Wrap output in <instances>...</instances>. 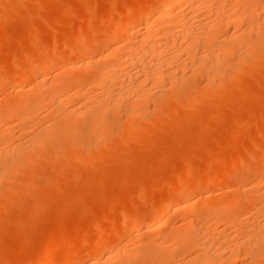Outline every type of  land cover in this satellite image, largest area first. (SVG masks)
<instances>
[{
	"label": "rangeland",
	"instance_id": "1",
	"mask_svg": "<svg viewBox=\"0 0 264 264\" xmlns=\"http://www.w3.org/2000/svg\"><path fill=\"white\" fill-rule=\"evenodd\" d=\"M139 1H141V0H113V1L112 0H65V1L64 0H27V1L26 0H11L10 2L8 0H6L5 1V2H7V3H5L7 6V7H5L6 9L8 8L7 4H9V6H13V5L16 6L15 7L16 9H14V8L9 9V11H11V13L6 12L8 10L3 8V6L0 4L1 5L0 6V15L2 14V16H4L3 20H2V17H0L1 20L3 21L2 22L0 20L1 21L0 22V68H1L0 69V83L2 84V87H0L1 101L6 99L8 101V102L7 101L6 102L9 104L10 103L9 101L13 102V101L18 100V99H23L25 96L29 95L27 92H25L26 89L20 90L22 88V86H20V88H18L20 84L16 88L11 87L10 82L12 80V76L17 71V69H18V71L27 70V69L29 70V68H31L35 62L36 63L38 62L37 60H41V58L44 56L52 59V61H51V64L47 67V71H45L46 75L43 77H47L48 80H49V78L51 80H57L61 77L66 76L68 73L66 75H64L63 74L65 72L64 69H66L65 68L67 66L66 64L70 63V61H72V59L66 58V60H65V58H60L58 56L57 52L60 51V54H64V53L66 54L72 49V47L75 49L79 48L83 44L89 42L91 40V38H93L94 36H98V37L101 36L102 37L104 34H106L110 30L111 26L113 24H115L114 20H116V18H118V16H120L121 12H124V9L126 7L133 6L135 3L139 2ZM252 1L253 2H255V1L259 2V0H252ZM15 2H18L17 5L14 4ZM20 3H21V5H20ZM255 3H257V2H255ZM262 3L260 2L259 4H262ZM18 8H20V9H18ZM113 9H114L113 14H115V15L112 14L111 15L112 17H111L110 11H112ZM259 9H261V8H258V10ZM2 10L3 11L6 10L5 11L6 16H5V13H2ZM21 10H23V12H21ZM32 11H34V12H32ZM258 12L260 13L261 11H258ZM20 13H23V14H20ZM207 14L210 16L209 13H207ZM256 15H258L260 17L259 14H256ZM256 15H254V16H256ZM10 16H11V18H10ZM122 16H123V14L120 17H122ZM205 16H207V15H205ZM209 16H207L206 18L209 19L208 18ZM258 16L256 19H259V20H254V21L260 22V20H262L260 23H262V25H263V21H264L263 16L264 15L263 16L261 15L260 18ZM111 19H113V20H111ZM118 19L116 21H119ZM8 20H10V22ZM11 20H13V21H11ZM120 20H121V18H120ZM112 21L114 23H112ZM260 23H258L259 26H260ZM231 27H233V26H231ZM231 27H229V28H231ZM261 27H258V29L261 30ZM233 29H234V27H233ZM263 30L261 31L262 33H260V36L261 37L263 36L262 38H264ZM255 32H253V33L255 34ZM253 33H252V35H254ZM261 34H263V35H261ZM219 35L222 36V33ZM219 35H217V36H219ZM33 36H35V37H33ZM220 36L218 37L219 39L217 38L218 40H221ZM254 36H259V35H254ZM254 36H253V38H255ZM126 37L127 36H125V38H124V36H123L121 38V40L125 41L124 43H128L126 40H128V41H130L129 39L133 40L132 38H126ZM253 38L251 39V37H250L249 39L252 41ZM258 38H255V39L259 40L258 41L259 43H260V41L264 43V41H263L264 39L260 40L261 38L260 39H258ZM124 39H126V40H124ZM257 40H255L256 43L254 42L256 45L259 44L257 42ZM123 41H121V42H123ZM250 42H248V44ZM29 43H31V44H29ZM79 44H81V45H79ZM255 44H254V46H255ZM248 46H251V43ZM248 46L246 44L245 46H242V47L247 48ZM242 47L241 48L239 47L238 50H243L241 52L245 54L248 50L244 52V49ZM256 47H260V48L262 47V49H263L264 45L256 46ZM249 48L250 47H248L247 49H249ZM32 51H35V52H32ZM237 52H240V51H237ZM30 53H32V56L30 55V58L27 59L26 57L29 56ZM242 53H240L241 55H239L237 53L238 57L244 56V54H242ZM65 54L63 56L67 57ZM237 54L236 55H235V53H234V55L229 54L231 57H229V58L227 57V61H231L233 59H236L235 57H237ZM262 54H264V53H262ZM34 55H36V58L34 57ZM53 56H55V57H53ZM233 56H234V58H233ZM263 57L264 56H261V58L257 59L254 63L249 62L250 65L244 64V66H245V67L243 66V68L245 69L244 71L243 70H241L242 72H240V70H238L237 72L235 71L234 77L235 76L236 77L231 80V81H233L232 84H231V81L228 80L226 85L222 86L216 80L217 85H214L215 87H213L214 92L211 90L212 92L209 91V93L207 94V91L210 89L205 88V89H207V91H205L206 93H202V92H204L202 89L201 90L202 94L199 97L200 100L197 99L194 102L189 103L186 101L178 102V101L171 100V101H169L171 105L168 103V101L163 102L164 104L161 103L162 105H160L156 101V100H158V96H157L158 94L156 95L154 92L155 98L152 97L149 100V102L147 101V103L144 104L145 106L142 105L143 106L141 109L142 110V113H141V115H142L141 119L142 120L138 119V117H137L136 119H138L139 121L135 120V122H134V123H136L135 125H133V126H136V130L134 129L135 134L130 136L131 138L129 137L132 141L131 142H130V140L126 141L125 138L122 139L119 137L118 138H116V137H110L109 138L108 137L109 140H106L107 139L106 137H104L103 139H102V137L96 138V139H98L97 140L98 146L100 144V151H101V149L102 150L104 149L101 152H105V154L101 153L98 149H96L94 147L90 148L91 151L88 149H83V151L82 150L81 151H82V158H83L82 160H83L84 164H81L82 162H80V163L78 162L77 164H73V165H77L75 167L72 165V163L70 164L69 161H67L63 158L59 159L60 160L59 161V160H57L58 157L57 158L55 157L56 162L55 163L53 162L51 165H55L56 163L59 162L58 164L55 165L56 167L50 165V167H52V168H50V169L48 168L49 170H51L49 172L47 171L48 173H46V174H48V175L42 174L43 173V172H41L42 161L44 162L45 159L48 160V158H49L48 156L51 154V153L48 154L49 152H47L44 148L43 150H45V154L47 155V157H44L43 156L44 153H43L42 155L41 154L36 155L35 163H34L33 159H29L30 162L29 163L27 162L28 164H31L30 167L34 166L33 170L30 169L31 170L30 174H27V173H29L28 172L29 170L27 168H24L26 170V173H25L24 169L21 170L22 172L20 171L21 173L19 172L20 174H16V172H18V171L14 172L15 175L12 173L14 175V177H13L14 181L13 182H11V180H9L10 179L9 176L5 177L4 180L0 182V221H1L0 222V264H23V263H26V261L24 262L21 259H26V258L29 259L30 258L29 255H32V253H33V255L35 253L36 254L41 253V251L43 249H48V248L54 249L56 247H60V244L61 245L64 244L61 242L65 241V239H67L66 241L72 240V238H74L73 236H75V234H78L77 232H79V231H80L79 233H82L80 235L81 237L76 236V237H78L77 239H79V245L80 244L83 245L84 241L86 243L88 241L91 242V240H92V242L94 240H97L98 237L99 238L101 237V235L98 236L99 233L102 235H104L106 233L105 235L107 236V241H106L107 243L105 242L104 243L105 246L103 245V247L98 248L97 251L95 250V251L91 252L90 254H87V255L79 257V258H75L73 261L70 262V264H85L86 262L88 264L95 257L102 256L103 253L105 251H107V249H109V246L111 247L112 245H117L118 247L126 245L127 248L130 249L129 252L133 253L132 251L135 250L134 247L138 248V246H139V249H141L140 247H141L142 243L144 246V244L146 245L150 242H156V241L161 242L165 238L172 240L173 237L171 238L170 236H167L166 233L171 232V231L172 232L176 231L175 233L179 232V233H182L180 235H183L189 229V233H186L185 235L187 236L190 234V237L189 236H187V237L189 240H191L192 243L185 244L186 247H181L179 251H178V249H179L178 248L176 250L177 252L176 251L172 252L173 254L169 251H167L168 254H167V252H163V251L161 252V251L157 250V248L155 249L153 247L154 251L156 250L157 254H159V253L162 255L167 254L168 256L166 255V256H163V257L157 258V259L149 257L150 259L149 258L147 259L146 257L143 258V257H138L137 255L131 254L134 257L137 256V258H134V257H131V255L128 252V254H125L126 258L125 257L121 258V260L126 261V264H145V263H147V264H175L176 263L177 264V262L182 263L183 260H186V259L188 260L190 258H194L196 255L202 254L204 252V250L209 246L210 243H208V240L206 241V239L204 237H202L204 235H202L203 234L202 232H201L202 234H200L199 231H201L200 225H203L204 222H206V221H209V220L211 221V219L213 220V218L215 220V221L213 220V227H214V230L216 229L215 231L217 233H214L215 231H213V234H214L213 241L214 240L215 241L214 242L212 241V244H210L209 248H212V246L214 247L213 243L216 244L217 242H219L220 239L217 238V236H219V237L223 236V238L227 241V239L230 237L238 238V236L241 237L240 235L242 234V237H246V239H247L248 235H244V234H246V232L252 233V230H253V232H254V230L256 231V227L252 224H255L254 222H256V226H257V225H261L264 222V215H263L264 213L263 214H262V212L260 213L259 208H255L249 204L250 198H252L256 195H259L261 193H264V92H263L264 91V58ZM259 61H260V63H259ZM5 62H6V65H5ZM12 62H14V63H12ZM256 65L259 67H257ZM19 68H20V70H19ZM248 68H250V69H248ZM85 70H86L85 73L90 72V69H89V72H87L88 69H85ZM48 71H49V73H46ZM69 71L71 73L73 72L72 74H75V73L79 74L80 72L84 73L83 70L82 71L78 70L80 72H78L77 70H75V71L69 70ZM187 71H190V69L188 68L186 70V74L189 75ZM251 71L252 72L254 71V72L252 73ZM255 71H257V72H255ZM70 72H69V75H71ZM238 72H240V73H238ZM62 74H63V76H62ZM241 74L243 76L242 78H241ZM245 74H246V76H245ZM197 76H199V75H197ZM197 76H195L196 77L195 79L197 81H195L194 83H196V84L198 83L200 89L204 88V85L206 83V82L204 83V81H206V78L203 77L204 78V80H203V78L200 76L201 79H197ZM52 77L53 78L56 77V78L52 79ZM189 77L191 78L193 76H191V74H190ZM200 77H198V78H200ZM32 79L33 78L31 77V78H29V80L27 79V81H23L21 84L22 85L25 84L26 87L27 86L30 87L29 84H30V82H32V81H30ZM192 80H194V79H192ZM198 80H202L203 82L198 81ZM262 81H263V83H262ZM187 82L185 81L183 83H185L186 85H189V82L188 83ZM27 83H29V84H27ZM166 83H168V85H169L168 81H166ZM179 84H182V83L180 82ZM6 85H8V86H6ZM172 86L179 88L180 85L175 86L172 84L169 87L171 88ZM216 86H218V87H216ZM23 87H24V85H23ZM166 87H168V86L166 85L165 87H163V89ZM196 87H198V86H196ZM228 87L230 90L228 89ZM2 88H4V89H2ZM170 88L166 89V92ZM182 88H184L182 90V91H184V90H187V88L189 89L190 87L189 86H187V87L183 86V87H181V89ZM220 88H222V89H220ZM8 89H10V91ZM153 89L157 90V91L155 90L156 93L158 92L157 87L153 88ZM160 89L163 92L161 91L162 95L159 96L158 102L165 101L164 100L165 97H164V99L162 98L163 96H165V94L163 95V93H165V91L161 87H160ZM173 89H171V92L168 91V94L172 93V91L175 92V89L174 90ZM176 90H178V89H176ZM179 91H180V88H179ZM235 91L237 92L236 94H235ZM219 93L221 96L219 95ZM260 94H262V95H260ZM7 96L9 99L7 98ZM240 96H241V98H238ZM160 98H162V99L160 100ZM243 99H245V100H243ZM80 100L78 101L79 103H80ZM224 100H225V102H224ZM248 100H250V101H248ZM76 101H75V103H78ZM152 101H156V102L154 103ZM235 101L240 106H241V104H244V105H242V107L244 106L245 108L238 106L237 103H235ZM242 101H248V102L241 103ZM224 103H227V104H224ZM229 103H232V104L230 105ZM157 104H159L160 106L165 105L166 107L160 108ZM167 104H169V105H167ZM190 104H191V107H190ZM246 104H248V105L245 106ZM48 105H49V103L48 104L46 103L45 104L46 107L44 109L41 106L42 109L41 108L40 109L42 110V112H41V110H39L38 114L35 115L36 117L34 116L35 119L31 118L30 119L31 121H29L31 123L26 122L27 124L25 123L26 125H24V127H22L23 129L19 128V126H21L19 123L20 122L19 119H18L19 120L18 121L16 118L12 117L13 118V119L11 118L12 122H11V120L9 121V119H10L9 118L8 120L6 119V121H4L5 119L2 120L3 123H1V120H0V125L1 126L3 125L2 127L0 126V128L3 129V127H5V128L8 127V129H9L7 131H4L5 133L9 134L10 128H11V130H14L13 132H15V133H12L10 135L7 134L5 141L8 140L7 138H10L11 141L14 142V143L13 142L11 143V141H10V144H12V145L13 144L16 145L15 143H18V142H21V143L25 142L26 139H28V136L30 137V135H32L34 133L37 134L36 132L38 130H40L41 127H44L41 124L45 125L47 121H48L47 124H49L51 121H54L53 119L52 120L50 119L53 116L52 114H50V112H51L50 107L52 105L51 104H50V106H48ZM194 106L197 108H195ZM221 106L223 107V109L221 108ZM164 108H165V110H164ZM166 108L167 109L170 108V111L169 110L167 111ZM150 109H152V110H150ZM175 110H176V112H175ZM46 111H47V113H45ZM217 111H219V112H217ZM143 112H145V115ZM160 112H161V114L163 112H167V115H166V113H164L166 115L165 116L166 118H164V116H163L164 114H162V115L158 114ZM183 112H188V113L185 114L186 116L184 115V117L182 118V114H184ZM124 114H123V116H122V114H120V115L117 114V117L121 116V118L120 119L118 118L119 120L116 121V123L114 124L115 126L113 125L114 127L118 126V128H120V126H122L124 124H125V126L127 125V123H124L126 121V118H127V117H125ZM48 115H52V116H48ZM158 115L159 116L161 115L160 116L161 120L159 119ZM1 117H3V116L1 115L0 118ZM144 117H145V119H144ZM155 117H156V119L158 118V120H156ZM3 118H6V117H3ZM3 118H1V119H3ZM42 119H45V120H42ZM37 120H39V123H41V124H38V126L41 125L39 127L36 126L37 125L36 123H38V122H36ZM163 120H165V121L163 122ZM189 120H190V122H189ZM7 121H9V122H7ZM141 121H143V122H141ZM166 121H168V122H166ZM34 123L36 124L35 125L36 127L33 126ZM187 124H189V125H187ZM139 125H142V126H139ZM182 125H184V126H182ZM29 126H30V128H29ZM113 126H112V128H113ZM125 126H122V128H124ZM45 127H46V125H45ZM141 127H143L144 129ZM204 127H206V128H204ZM26 128H27V130H26ZM209 128H211V129H209ZM15 129H17V130H15ZM28 129H30V130H28ZM215 130H216V132H215ZM2 131L0 129V134H2L1 133ZM23 131H24V133H23ZM136 131H139V133H140V131H142V132H141V134H139ZM144 132L145 133L151 132L153 134L151 136L147 137V135H149L151 133H148V134L146 133V135H145ZM172 132H173V134H172ZM137 133H138V136L141 135L140 137H142V138H139V137L137 138L136 137ZM2 135H4V133ZM15 136H18V137L16 138ZM12 137L15 138V140ZM23 137H26V139L25 138L23 139ZM132 137H136L135 140H133ZM143 137H146V138H143ZM244 137H246V138H244ZM21 139H22V141H20ZM124 139H125L126 143L130 142V144L129 143L126 144V146H125L126 148L124 147L125 149L120 148V146H124V145H121V144L117 145V143H116V142H120V143L123 142L124 143V141H122V142L120 141V140H124ZM23 140H25V141H23ZM6 142H5V144H6ZM112 142H114L116 144L113 145ZM144 143H146V144H144ZM110 144H112L113 146ZM6 146H7V144H6ZM111 146L113 148H111ZM114 146L117 147L118 151H119V149L120 150L122 149L121 151H123V152L122 153H121V151L117 152L115 149L116 147L114 148ZM107 147H108V149H107ZM109 148L111 150L112 149H114V150L110 151ZM250 149H251V151H249ZM43 150L41 149L40 151L44 152ZM47 150H49V149H47ZM107 150L110 153L106 152ZM83 153H84V157H83ZM190 154H191V156H190ZM242 154H245V155L248 154L247 155L248 158L250 157L249 160H248V158L246 160V156L244 155L245 156V158H244V156ZM31 157H33V155ZM40 158L42 160L41 162H40ZM84 159H86V160H84ZM36 160H37V162H36ZM235 160H237V162L239 161V167L232 169L231 166L235 167L237 164V162ZM243 160H244V162H243ZM61 161H62V163H65V164L62 165ZM246 161L248 163H246ZM240 164H243V165L240 166ZM37 165H39V166H37ZM63 166H64V168H63ZM71 166H73V167H71ZM111 166H113V167H111ZM35 167H36V169L37 168L41 169L40 171H37V170L36 171L39 172V174L41 173L40 175H42V176H40L39 174L36 175V173H33L35 171ZM77 167H79V168H77ZM229 167H231V168H229ZM0 168H2V167H0ZM71 168H74L75 170L77 169V172L73 169L71 170ZM115 168H117V169H115ZM20 169H22V168H20ZM60 169L61 170L63 169L62 172H64V173H62L60 171ZM184 169L185 170L187 169V170L185 171ZM110 170H112V171H110ZM229 170H231L232 173L230 172V176L227 178L228 180L226 179L223 183L218 184V185H213V186L212 185H209V186L206 185V186H204L203 187L204 190L202 191V192L205 191L204 193H201L198 190L197 192H191V193L187 194L186 196L188 197V199L186 201L183 200L182 203H177V204L171 206V208H169V210L166 211L163 214V216L161 217V219L159 221H157L154 225H152V226L145 225L141 228L131 227V225H130L131 221H132L131 218H134L135 213L140 212V213H144V214H148V213L150 214V211L152 209L157 208L160 205V203H162L163 201L166 200V198L168 196L167 190H169V188H171L174 183H177L176 181H179L180 178L183 179L184 174H185L184 178L186 177L187 180L192 181V180H197V178L198 177L200 178L201 176L205 177V178H207V177L211 178V177L219 176L221 173H223L222 171H229ZM58 174H60V175L58 176ZM181 174H183V175H181ZM10 175H11V173H10ZM27 175H31V176H29V178H31L33 181L29 180ZM34 175H36V176L34 177ZM138 175H140V176H138ZM187 176H189L190 179ZM21 177H23V178H21ZM72 177H74V178H72ZM78 178H80V179H78ZM132 178H134V179H132ZM20 179L22 182L20 181ZM81 180L82 181L84 180V181L82 182ZM16 181H18V182H16ZM58 181L61 183L59 184ZM166 181H168V182H166ZM15 182L17 183V185L13 184ZM240 182L242 184L245 183L243 186L245 191L242 190L243 187L241 186ZM28 183H30V184H28ZM31 183L33 184V186ZM12 184L14 186H11ZM30 185L32 186V188ZM15 186H17V187H15ZM116 186H118V187H116ZM241 187H242V189H241ZM34 189H35V191H34ZM249 189H251V190H249ZM240 190H242V191H240ZM243 192H244V194H243ZM13 195H15V197H13ZM50 195L54 196V197L53 198L48 197ZM205 196H207V197L205 198ZM11 198H13V199L9 200ZM60 200H63V201H60ZM24 201H26V202L23 203ZM234 201H236V202H234ZM28 202H29V204H28ZM262 202L263 203L260 202V204H259L260 208H262V206L264 208V200ZM188 203H195V204L191 208L190 207L187 208L186 204H188ZM182 205L184 208L182 207ZM42 207H44V208H42ZM208 207L212 208V209L218 208V210L220 211V212H218V214L219 213H221V214H219V216L216 215L215 217H212V216L209 217V215H207V212L209 211ZM247 207H248V209H247ZM19 208H21V209H19ZM204 209H207V212ZM221 209L223 211H221ZM240 210H242V211H240ZM239 211H240V213H239ZM258 211H259V213H258ZM121 212H122V214H124V212H125L126 216L124 214V217H126V219H128V220L125 219L126 221H128V223L125 222V223H127L128 226L124 225V228H123V225H120V222H118L122 216ZM8 213H9V215H8ZM253 213H254V215H252ZM256 214H259V215L257 216ZM15 215H17V216H15ZM220 215H221V217H220ZM135 216H138V215H135ZM177 216L179 219L177 218ZM206 216L209 218H211V217L212 218L207 220ZM13 217H16V219ZM252 217L255 219H253ZM220 218H226V219L221 220ZM259 218H260V220H259ZM261 218H263V219H261ZM252 219L254 222L252 221ZM3 220H4V223L6 222L5 224H3ZM233 220H234V222H233ZM111 221L112 222L115 221L116 225L113 224V226H112L111 224H109ZM259 221H261L262 223ZM87 222H88V224H87ZM2 224H3V226H2ZM248 224H249V227H248ZM183 225H184L185 229H178L181 227L183 228ZM54 226H56V227H54ZM125 226H127V227H125ZM257 228H258V226H257ZM77 230H79V231H77ZM98 230L100 231L99 233H97ZM169 230H171V231H169ZM181 230H182V232H181ZM184 230L185 231L187 230V231L183 232ZM163 231H166V232L164 233ZM85 232H87V234H85ZM194 232H198V234L195 233V235H193ZM191 234H192V236H191ZM219 234H221V235H219ZM234 234H236V235H234ZM180 235H179V237H180ZM215 235H216V238H215ZM195 236L197 238L198 237L199 238L196 239ZM226 237H228V238H226ZM249 237H250V235H249ZM154 238L156 241L154 240ZM220 238H222V237H220ZM203 239L207 242V243L205 242V244H207V246L204 245V243L201 244L202 241L204 242ZM224 239H222L223 240L222 243L223 242L225 243ZM242 239H244V238H242ZM119 240H121V241H119ZM173 240L179 241V239H175V238H173ZM66 241H65V243H66ZM168 241L166 240L165 242L166 243H175L174 241H169V242ZM228 241H230V240H228ZM128 243H130V244H128ZM197 243H198V246H197ZM23 244H25V247H21V246H24ZM131 244L132 245L134 244V245L131 247ZM177 244L178 243H175L173 247H176L175 245H177ZM190 244L193 246H190ZM204 246L206 248H204ZM15 247H17V248H15ZM252 247L253 248L250 247V249H252L253 252L248 251L249 254H247V253H245L247 250L245 251L242 249L241 251L238 252V255L234 256V257L237 256L236 258L233 257V259H231V260L223 259V261H224L223 264L224 263L225 264H251V263H249L250 261L252 262V264H254V263L264 264V255H263L264 254V250H263L264 249V242H262L261 245L258 246V248L254 247V246H252ZM10 248H12V249H10ZM184 248H186L185 252H184ZM209 248H207V249H209ZM35 250H37V251H35ZM206 251L210 252L211 249L206 250ZM68 252H69V254L71 253L70 255H73L75 250L73 248H71V249H69ZM176 253H177V256H176ZM244 253H245V255H244ZM183 255H184V257H181ZM178 257H180V258H178ZM163 258H164V260H163ZM146 259H147V261H146ZM159 259H162V261L160 260V262H158ZM180 260H182V261H180ZM253 260L256 262H254ZM118 261L116 262L114 260V262L111 264H119Z\"/></svg>",
	"mask_w": 264,
	"mask_h": 264
},
{
	"label": "bare ground",
	"instance_id": "2",
	"mask_svg": "<svg viewBox=\"0 0 264 264\" xmlns=\"http://www.w3.org/2000/svg\"><path fill=\"white\" fill-rule=\"evenodd\" d=\"M5 1L6 0H0V4L3 6V8L7 7L5 4L7 2H5ZM8 1L10 2L11 0H8ZM251 1L252 0H250V1L249 0H141L137 3H135L133 6L126 7L124 9V12L120 13V16L122 14H123V16L122 17L118 16L119 19L116 18V20L118 19L119 21L114 20L115 24H113L111 26L110 30L106 34L103 33L104 35L102 37L101 36L98 37V36L93 35L94 37L91 38V40L89 42L83 44L81 47L76 48V49L72 47V49L68 53H66V54L64 53L67 57H64L63 56L64 54H60V51L57 52V54L60 58H65V60H66V58L72 59V61H70V63L67 62L68 64H66L67 66L65 67L66 69H64L65 72L63 74L66 75L68 73L66 76L61 77L57 80H51L50 78L48 80L47 77H43L46 75L45 71H47V67L51 64V61H52V59L45 57V56L42 57L41 60H37L38 62L37 63L35 62L34 65L31 68H29V70L28 69L27 70H20V68H19L20 71H18V69H17V71L15 73L13 72L14 74H13L12 80L10 82L11 87L16 88L20 84L18 88H20V86H22V88L20 90L26 89L25 92H27L29 95L25 96L23 99H18V100L14 99L15 101H13V102L9 101L10 102L9 104L7 103L8 101L6 99L3 98L5 100V101L3 100L4 101L3 102V101H1V98H0V103H1L0 104V116L2 115L3 117H6V118L1 117L3 119L0 118L1 123H3L2 120L5 119L4 121H6V119L8 120L10 118L9 119V121H10L11 118L13 117V118H16L17 120L18 119L20 120L19 123L21 126H19V125L18 126L21 129L27 123H31V122H29V121H31L30 120L31 118L35 119V117H36L35 115L38 114V111L41 110L42 107L44 109L47 106V105L45 106L46 103L47 104L49 103L48 106H50V104L53 106V107L52 106L50 107L52 109V110L50 109V111H51L50 114H52L53 116L52 115H48V116H52L53 118L51 117L50 119L51 120L53 119L54 121H51V122L49 121L51 124L50 123L47 124V122H48L47 121L45 124L46 125V127H45L44 124L39 123V120H37L36 122H38V123L35 122L37 125L34 123L33 126H35V125L38 126V124H41L44 127H41L40 130H38L36 132L37 134L34 133V134L30 135L31 134L30 133L29 134L30 137L28 136V139H26V137H23V139L25 138L26 141L23 140L25 142L15 143L16 145L10 144V141H11L10 138H7L8 139V140H6L7 142L5 141V139L7 137L6 135L8 133H5L4 131L9 130L8 127L7 128L3 127V129L0 128L1 131L3 130L1 133L2 134L4 133V135L0 134V167H2V168H0V182L3 181L4 178L8 177V176L10 177L9 180H11V182H13L14 181L13 177L15 175L14 172L18 171V172H16V174H20L22 172L21 170H23L24 168H27L29 170L28 171L29 173H27V174H30V172H31V170H33L34 166L30 167L31 164H28L30 162L29 159H33V161L35 163L36 155H39V154L42 155L44 153L43 156L47 157V155L45 154V150L47 152H49L48 154L51 153L50 154L51 156L49 155L48 160L45 159L44 162L40 158V162L42 161V164H41L42 170L39 168L36 169V167L39 166V165H37L35 167V171L41 170V172H43L42 174L48 175L46 173L51 171V170H49L50 168H52V167H50V165L53 162L54 163L56 162L55 159L57 157H58L57 160L63 158L65 160L69 161L70 164L72 163V165L77 164L78 162L79 163L82 162L81 164H84L83 160H82L83 159L82 158L83 149L90 150L91 147H94L100 151V144L98 146V142H97L98 139H96V138L102 137V139H103L104 137H106L107 138L106 140H109L110 137H116V138L119 137L122 139L125 138L126 141L130 140V142H131L132 140L130 139L131 138L130 136L134 135L135 130H136V126H133L136 124L134 122H135V120L141 119V116H142L141 115V113H142L141 109L143 107L142 105L146 104L147 101L149 102V100L152 97L155 98L154 92L156 95L158 94L157 96H158V100H159V96H161L162 92H163L160 89V87L163 89V87H165L166 85L168 86V87L163 89L165 91V93H163V95L165 94V96H163L162 98L164 99V97H165V99H164L165 101L158 102V100H156L157 103L162 105L161 103L167 102V101L170 104L169 101H171V100L178 101V102L186 101L189 103L194 102L197 99L200 100L199 99L200 95L202 93H206L205 91H207V89H210L207 91V94L211 90L214 92L213 87H215L214 85H217L216 84L217 81L220 85L225 86L228 80L231 81L232 79H234L236 77V76L234 77L235 71L237 72L238 70H240V72H242L241 70H243V71L245 70L243 68L244 64L247 65V64H249V62L254 63L257 59L261 58V56H264V54H262V53H264V51H263L264 48L262 49V47L261 48L256 47V46L264 45V43L261 41L259 43L258 42L259 40L255 39L258 37H259L258 39L261 38L260 40L264 39V38H262L263 36L262 37L260 36V33H262L261 31L264 29V26H263L264 21H263V25H262V23H260L262 20H260V22L254 21V20H259V19H256L258 16L256 14L260 15L262 13L261 15L262 16L264 15V0H259V2L255 1L257 3L253 2V1L251 2ZM18 2H15L14 4L17 5ZM260 2L261 3L263 2V3L259 4ZM21 3H20V5H21ZM7 5H8V8L7 9L5 8V9L8 11L5 10L6 12L11 13V11H9L10 8L16 9L15 8L16 6H14V5L13 6H9V4H7ZM258 8H261V9L258 10ZM18 9H20V8H18ZM5 11L2 10V13H5ZM258 11H261V12L259 13ZM21 12H23V10H21ZM32 12H34V11H32ZM113 13H114V9L112 11H110V16ZM207 13H209L210 16ZM20 14H23V13H20ZM113 15H115V14H113ZM205 15L209 16L208 17L209 19H207L206 18L207 16H205ZM254 15H256V16H254ZM261 15H260V17H261ZM5 16H6V13H5ZM0 17H2V20H3L4 16H2V14L0 15ZM10 18H11V16H10ZM120 18H121V20H120ZM0 20H1V18H0ZM111 20H113V19H111ZM8 21L10 22V20H8ZM11 21H13V20H11ZM114 22L112 21V23H114ZM258 23H260V26ZM231 26H233L234 29ZM229 27H231L232 29ZM258 27H261V30L258 29ZM253 32H255V34ZM263 32H264V30H263ZM221 33H222V36L219 35ZM252 33L254 35H259V36H254V35H252ZM217 35H219L221 37L220 38L221 40H218L219 36H217ZM261 35H263V34H261ZM123 36H124V38H125V36H127L126 38H132L133 40L129 39L131 41L130 42V41L124 39L128 42V43H124L125 41L121 40V38ZM253 36L255 38H253ZM33 37H35V36H33ZM250 37H251V39L253 38V40H252L253 42L249 39ZM254 39L257 40V42L260 45L259 44L256 45L255 44L256 42ZM121 41H123V42H121ZM248 42L251 43V46H248V45H250V43L248 44ZM29 44H31V43H29ZM246 44L248 47H250L249 49H247L248 47L247 48L242 47V46H245ZM254 44H255V46H254ZM79 45H81V44H79ZM239 47L240 48L242 47L244 49V52L247 50L248 51L244 54L241 52L243 50H238ZM236 50L240 51V52H237ZM32 52H35V51H32ZM234 53H235V55L237 53L239 55H241L240 53H242V54H244V56L238 57V54H237V57H235L236 59H233L231 61H227V57L228 58L231 57L230 55H234ZM30 55L32 56V53H30L29 56H27V57L25 56V57L28 59V58H30ZM34 57L36 58V55H34ZM53 57H55V56H53ZM233 58H234V56H233ZM12 63H14V62H12ZM259 63H260V61H259ZM5 65H6V62H5ZM257 67H259V66H257ZM188 68L190 69V71H187L189 75L186 74V70ZM85 69H88L87 72H89V69H90V72L85 73L86 72ZM248 69H250V68H248ZM69 70H72V71H75V70H77V71L83 70L84 71L85 70V71H84V73L78 71V72H80L79 74H76V73L72 74L73 72L71 73ZM69 72L71 73V75H69ZM240 72H238V73H240ZM255 72H257V71H255ZM46 73H49V71ZM63 74H62V76H63ZM190 74L193 77L190 78L189 77ZM197 75H199V76H197ZM195 76H197V79H201V77L206 78V81H204V83L205 82L206 83H205V85L203 84L204 88L200 89L199 84L194 83L195 81H197L195 79L196 78ZM245 76H246V74H245ZM31 77L33 79L30 81H32L33 83L32 82H30V84L27 83L30 85V87H28V86L26 87L25 84H23L24 85V87H23V85L21 83L23 81H27V79L29 80V78H31ZM198 77H200V78H198ZM242 77L243 76L241 74V78ZM55 78L52 77V79H55ZM204 78H203V80H204ZM192 79H194V80H192ZM166 81L169 82V85H168V83H166ZM185 81L186 82L188 81L189 85H186L185 83H183ZM198 81L203 82L202 80H198ZM180 82L182 84H179ZM232 82L233 81H231V84H232ZM262 83H263V81H262ZM172 84L175 86L180 85L179 86L180 91H179V88H177V87L172 86L170 88L169 86ZM182 85L184 87L189 86L190 88L189 89L187 88V90L182 91L184 89V88L181 89V87H183ZM6 86H8V85H6ZM196 86H198V87H196ZM0 87H2L1 83H0ZM156 87L158 89L157 93H156L157 90L155 89L156 90L155 91L153 89ZM216 87H218V86H216ZM4 88H2V89H4ZM168 88H170L168 90L169 92H171V89H173V88L175 89V92L172 91V93L168 94V91L166 92V89H168ZM205 88H207V89H205ZM176 89H178V90H176ZM202 89L204 92L201 91ZM220 89H222V88H220ZM228 89H229V87H228ZM8 90L10 91V89H8ZM159 91L160 92L162 91V92L160 93ZM236 93L237 92L235 91V94ZM219 95H220V93H219ZM260 95H262V94H260ZM7 98H8V96H7ZM162 98H160V100ZM238 98H241V96ZM79 100H80V103L78 102ZM243 100H245V99H243ZM75 101L78 102L79 104L75 103ZM156 101H152V102L155 103ZM248 101H250V100H248ZM248 101H242L241 103L248 102ZM224 102H225V100H224ZM235 103H237V102L235 101ZM159 104H157V105L160 108L166 107L165 105L160 106ZM169 104H167V105H169ZM224 104H227V103H224ZM229 104L231 105L232 103H229ZM237 105H238V103H237ZM242 105H244V104H241V106L240 105H238V106L242 107ZM247 105L248 104H246L245 106H247ZM190 107H191V104H190ZM195 108H197V107H195ZM221 108L223 109L222 106H221ZM150 110H152V109H150ZM164 110H165V108H164ZM168 110L170 111V108H168L167 111ZM41 112H42V110H41ZM175 112H176V110H175ZM217 112H219V111H217ZM45 113H47V111ZM143 113L145 115V112H143ZM164 113H166V115H167V112H163L162 114H164ZM183 113L184 114H182V118L188 112H183ZM117 114H119V115L122 114V116L124 114L125 117H127L126 121L124 122V123H127V125L126 126H125V124L122 125V126H125L124 128H122V126H120V128H118V126L114 127L115 126L114 124L116 123V121H118L121 118V116L117 117ZM158 114H161V112ZM166 115L165 114L163 115L164 118H166L165 117ZM160 116H159V119L161 120ZM137 117H138V119H136ZM45 119H42V120H45ZM144 119H145V117H144ZM155 119H156V117H155ZM156 120H158V118ZM9 121H7V122H9ZM164 121L165 120H163V122ZM168 121H166V122H168ZM11 122H12V120H11ZM141 122H143V121H141ZM189 122H190V120H189ZM41 125H39V126H41ZM111 125L112 126L114 125L113 126L114 129L112 128ZM187 125H189V124H187ZM139 126H142V125H139ZM182 126H184V125H182ZM29 128H30V126H29ZM141 128H143V127H141ZM204 128H206V127H204ZM211 128H209V129H211ZM15 130H17V129H15ZM26 130H27V128H26ZM28 130H30V129H28ZM13 131L14 130H11V128H10L11 133L9 132L8 135L15 133ZM136 132L139 133V131H136ZM141 132L142 131H140L139 134H141ZM173 132H172V134H173ZM215 132H216V130H215ZM23 133H24V131H23ZM138 133H137L136 137L142 138V137H140L141 135L138 136ZM146 133H145V135H146ZM148 133H151V132H148ZM152 134L153 133L147 135V137L151 136ZM15 137L17 138L18 136H15ZM136 137H132V139L135 140ZM143 138H146V137H143ZM244 138H246V137H244ZM13 139L15 140V138H13ZM125 139L120 140L121 142L124 141V143L123 142L122 143L116 142L117 145L118 144L124 145V146H120V148H124L127 143L130 144V142L126 143ZM20 141H22V139ZM5 142H6L8 147L6 146ZM12 142L13 141H11V143ZM116 143L112 142L113 145H115ZM112 144H110V145H112ZM144 144H146V143H144ZM112 146H111V148H113ZM115 147L116 146H114V148ZM44 148H45V150H43ZM41 149L44 152L40 151ZM47 149H49V150H47ZM107 149H108V147H107ZM115 149L117 152L122 150V149L121 150L119 149V151H118L117 147ZM103 150L101 149V151H103ZM112 150H114V149H112ZM112 150L110 149V151H112ZM249 151H251V149ZM106 152L110 153L108 150ZM122 152L123 151H121V153ZM101 153L105 154V152H101ZM32 155H33V157H31ZM242 155L244 156L245 154H242ZM247 155H245L246 160L248 158ZM190 156H191V154H190ZM245 156H244V158H245ZM83 157H84V153H83ZM249 158H248V160H249ZM84 160H86V159H84ZM244 160H243V162H244ZM235 161L237 162V160H235ZM36 162H37V160H36ZM58 163H56V164H58ZM246 163H248V162L246 161ZM61 164L63 165L65 163H62V161H61ZM55 165H51V166H55ZM242 165L243 164H240V166H242ZM73 166L76 167L77 165H73ZM73 166H71V167H73ZM79 167H77V168H79ZM111 167H113V166H111ZM231 167H232V169L238 168L239 167V161L237 162L235 167H233V166H231ZM231 167H229V168H231ZM20 168H22V169H20ZM63 168H64V166H63ZM72 169L75 170L74 168H71V170ZM115 169H117V168H115ZM35 171L33 173H36V175H38L39 172H37V171L35 172ZM60 171L62 172L63 169L62 170L60 169ZM75 171L77 172V169ZM110 171H112V170H110ZM222 172L223 173H221L219 176H215V177L210 176L211 178H208V177L205 178V177L201 176L200 178L198 177L199 179L197 178V180H192V181L187 180L186 177L184 178L185 174L184 175L181 174V175H183V179H181L179 177L180 180L176 181L177 183H174L173 186L171 188H169V190H167L168 196H167L166 200L163 201L162 203H160V205L157 208L152 209L151 210L152 212L150 211V214L149 213L144 214V213H140V212L135 213V215H138V216L134 215V218H131L132 219L131 224H130L131 227L141 228L145 225H148V226L154 225L157 221H159L161 219L163 214L166 211H168L169 208H171V206H173L177 203H182L183 200L186 201L188 199V197L186 196L187 194H189L191 192H197L198 190L201 193H204L205 191L202 192L204 190V188H203L204 186H206V185H208V186L212 185L213 186V185H218V184L223 183L230 176L231 170L222 171ZM10 173L12 176L10 175ZM25 173H26V170H25ZM62 173H64V172H62ZM36 175H34V177ZM59 175L60 174H58V176ZM29 176H31V175H27L28 178H29ZM40 176H42V175H40ZM138 176H140V175H138ZM187 177H189V176H187ZM21 178H23V177H21ZM72 178H74V177H72ZM134 178H132V179H134ZM78 179H80V178H78ZM189 179H190V177H189ZM29 180L33 181L31 178H29ZM20 181H21V179H20ZM16 182H18V181H16ZM16 182L13 184L17 185ZM166 182H168V181H166ZM60 183L61 182H59V184ZM13 184L11 186H14ZM28 184H30V183H28ZM244 184L245 183H243V184L241 183V186L243 187ZM32 186H33V184H32ZM32 186H31V188H32ZM15 187H17V186H15ZM116 187H118V186H116ZM242 187H241V189H242ZM242 190H244V187ZM242 190H240V191H242ZM249 190H251V189H249ZM34 191H35V189H34ZM243 194H244V192H243ZM15 195H13V197H15ZM48 197L53 198L54 196L50 195ZM206 197L207 196H205V198ZM12 199L13 198H11L9 200H12ZM263 200H264V193H261L259 195H256V196L250 198L249 204L255 208H259L260 213L262 212V214H263L264 208H263V206H262V208H260V206H259L260 202L263 203L262 202ZM60 201H63V200H60ZM25 202L26 201H24L23 203H25ZM234 202H236V201H234ZM28 204H29V202H28ZM194 204L195 203H188V204H186V207L191 208ZM182 207H183V205H182ZM248 207H247V209H248ZM42 208H44V207H42ZM19 209H21V208H19ZM208 209H209L208 212H207V209H204V210L207 212V215H209V217L210 216L215 217L216 215L219 216V214H221V213L218 214V212H220L218 210V208L212 209V208L208 207ZM221 211H223V210L221 209ZM240 211H242V210H240ZM240 211H239V213H240ZM259 211H258V213H259ZM121 214H122V212H121ZM124 214L126 216L125 212H124ZM124 214H122L121 218L118 221V222H120V225H123V228H124V225H127V223H128V221H126L128 219H126V217H124ZM8 215H9V213H8ZM252 215H254V213ZM256 215L258 216L259 214H256ZM15 216H17V215H15ZM209 217L206 216L207 220L212 218V217L211 218H209ZM220 217H221V215H220ZM13 218L16 219V217H13ZM177 218H178V216H177ZM220 219L222 220V219H226V218H220ZM253 219H255V218H253ZM253 219H252V221H253ZM261 219H263V218H261ZM213 220H214V218H213ZM213 220L211 219V221L210 220L206 221V222H204L203 225H200L201 231H199L200 234L203 233L202 235H204V236H202V237H204L206 239V241L208 240V243H210V244H212V241L214 239L213 231L216 230V229L214 230V227H213ZM259 220H260V218H259ZM125 222H127V223H125ZM233 222H234V220H233ZM259 222H261V221H259ZM5 223L3 220V224H5ZM254 223L255 224H252V225H254L256 227V231L254 230V232H253V230H252V233L248 232L249 234L246 232V234H244V235H248L247 239H246V237H242V234L240 235L241 237L238 236L239 239L236 237H230V238L226 237V238H228L227 241L223 238V236H220L222 238L217 236V238L220 239L219 242L216 241L217 245L215 243H213L214 247L212 246V248H209L210 244L207 247V248L211 249L210 252L206 251L209 249H207L204 246V248H206V249L204 250V252L202 254L196 255L194 258H190L188 260L186 259L187 261L186 260H183V261L180 260V261H182V263L177 262V264H223V262H224L223 259H226V260L233 259V257L235 255H238V252L241 251L242 249L245 251L247 250L245 252L247 254H249V252H253V250L250 249V247L253 248L252 246H254V247L258 248V246H260L261 243L264 242V224H263L264 222L263 223L261 222L262 223L261 225H257L258 228L256 226V222H254ZM3 224H2V226H3ZM87 224H88V222H87ZM109 224H111L112 226H113V224L116 225L115 221H113V222L111 221ZM249 224H248V227H249ZM127 226H125V227H127ZM54 227H56V226H54ZM178 229H185V227L183 225V228L181 227ZM77 231H79V230H77ZM169 231H171V230H169ZM186 231L184 230L183 232H186ZM79 232H77L78 234H75V236H73L74 238H72V240L66 241L67 239H65L66 243H65V241L61 242V243H64L63 245H61L59 243L60 247H56L54 249L53 248L52 249L51 248L50 249L49 248L43 249L41 251V253H38V254L35 253L34 255L32 253L33 256L29 255V257H30L29 259L28 258H26V259L20 258V259L23 260L24 262L26 261V263H23V264H70V262L73 261L75 258L85 256V255L90 254L91 252H93L95 250L97 251V249L103 247L104 243L107 241V236L105 235L106 233L104 235H102L99 233L100 231L98 230L97 233H99L98 236L101 235L100 238L98 237V239L94 240L93 242H92V240H91V242L88 241L86 243L84 241L83 245H81V244L79 245V239H77L78 237H76V236H80L82 234ZM163 232L165 233L166 231H163ZM175 232L176 231H174V232L171 231V232L166 233V235L170 236L171 238L173 237L175 239H179V241L173 240V238H172V240H169L168 238H165V239L167 241L169 240V241H174L175 243H178L179 245L178 244L175 245L176 247H173L175 243H166L165 239L161 242H158L155 240V238H154V240L156 242H150L151 244L147 242L148 244H146V245L144 244V246H143V243H142V245L140 247L141 249H139V246H138V248L134 247L135 252L132 251L133 253L129 252L130 249L127 248L126 245L119 246V247L117 245H112L111 247L109 246V249H107V251L104 250L105 252L103 253L102 256L95 257L88 264H111L114 262V260L116 262L119 260L118 261L119 264H124V263L126 264V261L121 260V258L122 257L126 258L125 254H128V252L130 255L134 254V255H137L138 257H143V258L146 257L147 259L149 257H151V258L157 259V258H161L163 256H166L168 254L167 251L172 253L173 251H176L178 248H179L178 249V251H179L181 247H186L185 244L192 243L191 240H189L187 237V236L190 237V234L187 236L185 235L186 233H189V229L183 235H180L182 233H179V232L175 233ZM181 232H182V230H181ZM195 233L198 234V232H194L193 235H195ZM214 233H217V232L215 231ZM85 234H87V232H85ZM236 234H234V235H236ZM179 235H180V237H179ZM216 235H215V238H216ZM219 235H221V234H219ZM249 235H250V237H249ZM191 236H192V234H191ZM196 236H195V238L198 239L199 237L197 238ZM242 238H244V239H242ZM222 239L225 240V243L224 242L222 243V241H223ZM228 240H230V241H228ZM119 241H121V240H119ZM206 241L205 240H204V242L202 241L201 244L204 243V245L207 246V244H205ZM128 244H130V243H128ZM23 245L24 246H21V247H25V244H23ZM133 245L131 244V247ZM190 246H193V245L190 244ZM197 246H198V243H197ZM153 247L155 249L157 248V250H159L161 252L162 251L167 252V254H165V255H162L160 253L157 254L156 250L154 251ZM15 248H17V247H15ZM71 248H73L75 250L73 255H70L71 253L69 254V252H68L69 249H71ZM10 249H12V248H10ZM185 249L186 248H184V252H185ZM35 251H37V250H35ZM245 253H244V255H245ZM132 255H131V257H134ZM137 256L134 258H137ZM176 256H177V253H176ZM181 257H184V255ZM236 257H234V258H236ZM178 258H180V257H178ZM147 259H146V261H147ZM160 260L162 261V259H159L158 262H160ZM163 260H164V258H163ZM254 262H256V261H254ZM249 263L252 264L251 261ZM85 264H87V262ZM145 264H147V263H145ZM254 264H256V263H254Z\"/></svg>",
	"mask_w": 264,
	"mask_h": 264
}]
</instances>
